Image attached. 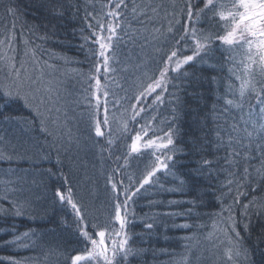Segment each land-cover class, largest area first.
<instances>
[{
    "label": "snow or ice",
    "instance_id": "obj_1",
    "mask_svg": "<svg viewBox=\"0 0 264 264\" xmlns=\"http://www.w3.org/2000/svg\"><path fill=\"white\" fill-rule=\"evenodd\" d=\"M54 4V11L63 7L60 0H54ZM4 10L10 19L4 25V32L0 33L3 36L0 39V49L4 50L0 53V72L4 75V80L0 81V103L6 109L9 103L22 101L25 108L40 117L41 130L53 136L55 142L51 147L56 148V143L62 138L49 131L46 124L51 122L62 131L69 117L64 106L66 103L64 98L59 91L52 88L51 79L45 81L46 75H52L46 73L45 69L54 68V65L49 64L48 60L40 55L38 47L29 48L28 40L23 41L25 45L23 57L28 59L18 58L19 53L14 47L17 41L14 24L16 9L11 4H5ZM79 10L77 7L76 11ZM161 11L165 15L170 14L167 8L155 3H138L137 0H130L129 4L126 0H119L118 3L110 6L107 13L109 17L117 20L115 26L106 27L99 20L96 21L95 28L92 23L88 24V28L93 29L92 43L98 45V48L91 50V55L98 59L94 61L88 73L89 83L87 88L81 91V99L73 101L83 108L77 119L85 124V134L91 137L95 144L100 145L101 155L112 148L115 134L122 142L131 139L132 153L141 154L143 149H150L148 154L153 160L151 166H146L138 176H134L131 174V166L125 167L127 164V154H125V164H118L110 174H105V185L110 194L107 206L101 203L89 207L78 196L74 187L67 183L66 176L49 170L50 176H60V187L54 189L56 202L61 207L66 230L74 237L72 242L81 246L77 254L70 256V264H128L129 257L141 254L143 250L129 242L131 240L129 226L135 223L134 205L140 198L138 194L142 195L141 189L148 190L145 189V185L160 184L157 173L174 175L176 164L173 161L180 151L175 138L178 135L175 121L183 103L180 93L186 91L185 83L195 82L185 81V78L190 69L196 68L205 60L214 59L217 53L223 59L216 63L222 66L228 65L226 75L216 89L220 93L216 96V103L222 105L218 111L226 117V113L238 109L243 122L242 127L238 126L235 120L228 124L226 117L224 128L218 129L216 133V146L225 150V155L222 157L223 164L228 166L232 175L238 174L241 158L245 165H249L252 160L264 165V0H199V3L185 0L184 7L180 9L184 23L181 24V21L176 19L175 13H171L174 23L181 24V27L174 31V23L169 21L166 28L167 35L160 32L157 24H152ZM85 13L86 19L91 16L87 9ZM121 14H131L133 22L145 29L152 24L155 31L151 33V39L149 35L139 31L135 35L128 34L131 39L143 35L141 48L148 43H154V46L159 48L160 45L155 43L159 37H163L165 46H168V41L173 43L168 46V51L159 56L155 71L151 69V64L156 62L155 57H150L148 63L134 65L131 79L126 78L120 85V92L123 94L117 96L113 93L112 99L109 100V90L107 88L101 90L100 68L103 66L105 72L111 71L110 59L113 60L114 65L119 64L114 51V42L119 43L123 40V37L117 34ZM201 21L206 22L207 27ZM156 33H159V37ZM84 39L87 42L89 37ZM9 52L12 54L10 55ZM38 55L40 59H37ZM211 67L215 68V65ZM170 72L178 75H170ZM193 75L195 76V73ZM211 80L215 82L216 77H211ZM236 81L239 83L237 84ZM101 96H103L104 113L102 119L100 118ZM166 104L171 109L170 119L165 120L166 127L160 128L159 131L153 130V135L148 137V132L151 130L150 121H145L143 118L138 120L137 117L147 111L151 120H155L153 113H158ZM109 105H111V116ZM245 106H247L246 112ZM213 111H217L215 106ZM2 114L0 112V115ZM118 120L122 123V127L113 128L112 125ZM129 122H134L131 128ZM241 131L245 134L243 137L239 135ZM144 137L148 139L144 140ZM79 142V137L69 135L67 143L79 144ZM141 142H143L142 147ZM5 144L6 139L0 137V149H3ZM17 147L23 149L25 145L21 141L10 151L0 150V161H12L20 154ZM57 151L59 152L60 148H57ZM109 154L111 155L110 152ZM61 163L57 160V164ZM213 168L220 170L211 160L205 159L197 171L207 173L208 178L211 179ZM255 171L260 175V169ZM240 179L245 182L254 179L248 166L243 167ZM227 183L231 186L234 181L229 178ZM180 184L183 186V181ZM0 186L4 189L0 193V214L16 218H32L34 201L29 196L18 195L23 192V188L15 187L11 180L0 182ZM160 187L163 188V185L160 184ZM228 190L231 192L232 188L229 187ZM241 194L237 190L235 198L237 204ZM3 201L8 202L7 208L4 207ZM242 207L245 217L243 230L248 232L249 205L244 204ZM260 207V205L255 206L257 209ZM254 214L261 213L255 211ZM217 215L223 217L222 222L226 226L220 231L231 245L225 251L227 259L233 264L241 257L247 260L248 249L244 247V237L237 228L240 222L237 221L232 206L223 208ZM69 218L70 225L67 223ZM11 227L14 229L15 225ZM144 227L152 229L154 223L147 222ZM181 227L192 228L193 225L185 223ZM216 227L214 223L213 228ZM3 234L0 232V235ZM11 235L12 239L0 243L5 246L28 248L31 246L29 242L36 236L30 230L22 234L13 231ZM187 239L190 240L191 237ZM3 259L5 258H0ZM7 259L9 264H29V261ZM179 264H190V262L187 258H182Z\"/></svg>",
    "mask_w": 264,
    "mask_h": 264
},
{
    "label": "trees",
    "instance_id": "obj_2",
    "mask_svg": "<svg viewBox=\"0 0 264 264\" xmlns=\"http://www.w3.org/2000/svg\"><path fill=\"white\" fill-rule=\"evenodd\" d=\"M118 2L119 0H60L63 7L54 11V0H0V21H2L0 22V33L4 32V25L10 19L4 10V5L11 4L16 9L14 24L17 36L22 35L24 40H28L30 42L29 48H34L36 40H50L46 42L47 46H53L60 54L65 55L61 61H68V69L77 68L78 73L85 75L88 79V73L92 69L94 61L98 59V57L91 55V50L95 48L92 43L93 39L89 34L93 29H89L88 24L92 23L95 28L96 21L99 20L106 27L108 25L115 26L117 20L109 17L107 13L110 6ZM137 2L162 5L167 8L170 14L174 13L175 9V16L178 19L182 16L179 10L184 7L185 0H137ZM126 3L130 4V0H126ZM194 3H199V0H194ZM200 6L202 7V4ZM77 7L80 9L78 12L76 11ZM85 9L91 13L87 19L85 18ZM170 14L165 15L161 11L156 20L152 22V24H157L160 32L165 35H167L166 28L169 21H173V16ZM201 23H205V27H207L206 22L201 21ZM119 24L117 34L122 36L123 40L119 43L114 42L116 59L124 53H131L132 59L127 61L129 66L125 72L121 70L120 64L114 65L113 60H109L112 70L108 72H111L112 80L115 81L112 84L111 80L107 87L110 91L109 97H112L113 93L123 94L120 92V85L124 83L126 78L131 79L135 58L143 55V63H148L152 56L158 59L159 56L168 51V46L172 43V41H168V46H165L163 37H159V33H156L159 39L155 43L160 45L159 51H154L157 49L154 43H148L144 48H141L143 35L131 39L128 34L135 35L139 31L149 35L151 39V33L155 31L152 24H149L147 29L142 28L133 22L131 14H121ZM181 24L174 23V31L179 30ZM197 26L199 27V25ZM95 30L98 31V29ZM0 36L2 39L3 36ZM85 37H89L87 42H85ZM80 50H84L83 56L79 54ZM41 51L42 49H39V53ZM108 54L111 55V53ZM82 58H85V63L79 64L72 61ZM222 59L223 57L217 53L214 59L205 60L196 68L190 69L185 78V81L192 80L195 82L185 83L186 91L180 93L183 103L178 110V118L175 121V127L178 130V135L175 138L180 151L173 161L176 164L173 170L174 175L157 173L163 188L160 187V184L145 185V189L148 190L141 189L142 195L138 194L140 198L134 205L135 223L129 226L131 234L129 242L143 251L139 256L129 257L128 264H179L182 258H187L190 264H204L207 258L210 259L212 256L207 254L208 236L218 228L222 229L226 226L222 222L223 217L217 214L229 205L232 206V211L237 221L240 222L237 228L241 236L244 237V247L248 249V259L244 260L241 257L235 261V264H264V165L256 160L245 165L241 158L238 174L232 175L228 166L223 164L224 148H218L215 143L216 133L218 129L224 128L226 117L228 124H231L233 120L238 126L242 127L243 124L240 119V110L233 109L226 113V117L218 111L222 105L216 103V96L220 94L216 89L226 75L228 68V65L222 66L216 63ZM211 65H215V68ZM157 66L158 62H153L151 64L152 71H155ZM114 73H116V79L113 77ZM213 76L216 77L215 82L211 80ZM88 83H85L84 86ZM236 83L239 82L236 81ZM75 85L68 86L72 88ZM75 93L78 92H72V94ZM1 104L0 112L3 114L0 115V137L21 132L24 134L23 142H26L28 148L37 151L44 159L52 155L56 157V160L63 159V162L61 164L56 163V165L40 164L38 159L39 165H33L30 161L33 159L31 158L33 154H25V148L20 149L18 147L17 151L20 154L16 156V161H0V182L13 181L15 187L23 188V192L18 193V195L29 196L34 201L32 218H16L0 214V232L4 233L0 235V241L12 239L13 231L22 234L30 230L36 234L33 241L29 242L31 246L28 248L5 246L0 243V258H5L0 260V264H9L7 258L21 262L29 261V264H70V256L77 254V250L81 246L72 242L74 237L66 230L63 222L64 217L61 215V207L56 202L57 198L54 195V189L60 187L57 178L59 175L50 176L49 170L67 176L69 184L79 191L80 198L89 207L101 203L107 206L110 194L105 185V174H110L118 164H125V151L130 150L127 148L128 143H124L126 140L120 142L117 138H113L112 148L102 155L98 144L89 149L79 150L74 143L67 145L66 148L60 147L62 143L60 141L56 143V148H53L51 147L55 142L53 136L48 135L45 131L38 132L41 124L34 115L37 128L33 132L29 130L28 122L31 119L26 118L34 112L27 110L22 104L11 102L4 109L13 113L11 117L4 114L6 111L1 109L5 107H2ZM214 106L217 111H213ZM163 108L167 110L158 112L155 120H151L150 116L143 119L150 121V123L153 121L154 127H166L165 120L170 119L171 109L167 104ZM69 109L76 111L79 115L83 111L82 107L77 109L75 105L70 106ZM244 111H247V106H245ZM103 115L102 107L101 119ZM8 118L12 119L7 125L4 120ZM82 130L85 131V128ZM153 130L159 131V129L151 127L148 137L153 135ZM239 135L243 137L245 134L241 131ZM148 137H144V140H147ZM5 139L6 144L0 150L10 151V145H18V141L10 138ZM57 148H60L59 152ZM62 150L65 151L64 154H62ZM146 152L150 153L148 150ZM146 152H143L142 156L143 159H147L146 166H150L153 158ZM131 155L127 156L126 168L134 164L131 162ZM205 159L211 160L220 169L219 171L215 168L212 169L211 179L208 178L207 173L197 171ZM93 164L97 165L98 173L90 168V165ZM244 166L250 168L251 176L254 178L248 182L240 179V173H242ZM131 168L133 169V167ZM255 169L261 170L260 175H257ZM86 172L89 176H85L84 173ZM11 173L13 174L11 175ZM138 175L139 173H135V176ZM229 178L234 181L231 186L227 183ZM181 181H183V186L180 184ZM229 187L232 188L231 192L228 190ZM168 189L172 190L169 191ZM3 190V187L0 186V193ZM237 190L242 193L238 204L235 202ZM3 204L4 207H8L7 201H3ZM244 204L249 205L248 232L243 230L245 217L242 205ZM256 205L261 207L257 209L255 208ZM255 211H259L261 214H254ZM147 222H153L154 227L152 229L145 228L144 224ZM67 223L71 224L70 218ZM185 223L193 225V227H181ZM214 223L217 225L215 230L213 228ZM12 225H15L14 229L11 227ZM188 237L191 239H187ZM188 245L190 247H186ZM229 263L233 264L232 261Z\"/></svg>",
    "mask_w": 264,
    "mask_h": 264
},
{
    "label": "rangeland",
    "instance_id": "obj_3",
    "mask_svg": "<svg viewBox=\"0 0 264 264\" xmlns=\"http://www.w3.org/2000/svg\"><path fill=\"white\" fill-rule=\"evenodd\" d=\"M179 12H180V10H179ZM174 13H175V9H174ZM178 19L181 21V23L184 22L183 16H181ZM177 25H179V24H177ZM91 32L89 33L90 36H91ZM103 34L104 33H102V35ZM92 39H94V37H92ZM44 41L36 40V43L34 44L35 45L34 47L40 46V48H43V47H45L47 45L46 42H49L50 40L48 41L47 39H44ZM19 46L21 47L22 52L19 54L18 58L28 59V58L23 57V50L25 48V45H24L23 41H21L19 43ZM14 47H16V44L15 43H14ZM40 48H38V49H40ZM94 48L95 49L98 48V45H95L94 44ZM128 49H130V47H128ZM3 51H4L3 49H0V53H2ZM154 51L157 52L159 50L157 48ZM40 53H41L40 55H42L44 57V59L49 60L48 54L46 55L44 51H41ZM9 54L11 55L12 53L9 52ZM130 54L131 53H128V54H125L124 53V55L119 56L117 58L119 60L120 68L124 72L127 70V67L129 66V62H127V61L130 58L132 59V57L130 56ZM40 55L37 56V59H40ZM125 55H126V57H125ZM152 57H155V56H152ZM155 58H156V62H158L159 57H158V59H157V57H155ZM29 63H31V61H29ZM138 63H143V55L142 56L139 55L138 58H135V65L138 64ZM55 67H57V66H54V68H46L45 69V72L47 73L48 71L51 70L54 73L55 70L57 69ZM71 69L73 70V68H71ZM110 73L111 72H105L104 67L101 66V68H100V80H101V90L102 91H103V89H105V88H107L109 86V83L112 80V77H111L112 75ZM169 74L170 75H173L175 73H171L170 72ZM176 75H178V74H176ZM113 77L115 79L117 78L116 73L113 74ZM2 80H4V76L0 75V81H2ZM113 82H115L114 79L112 80V84H114ZM57 83L64 84L63 81H61V82L57 81ZM92 83L94 84V81H92ZM75 84H76L75 82L65 83V86H67V85H75ZM87 85L84 86L83 84H80V85L76 84L74 87H72L70 89H68L66 87L64 91L62 90L63 92H62L61 96L67 100V103H66V106H65L66 109L69 108L70 106L76 105L75 103H73V101L76 100V99H73V97L81 98L80 95L79 96L76 95L77 93L72 94V92L81 93V91L83 89L87 88ZM117 96H119V95H117ZM111 99H112V97H109V100H111ZM101 101H102V106H101V108H102L103 107V96H101ZM80 108L81 107L78 106V109H80ZM109 109H110L109 115L111 116V105H109ZM166 110L167 109L161 108L159 110V112L160 111H166ZM157 114L158 113H156L154 115L156 116ZM31 115L32 116L29 115L28 118H26V119H31L33 117V115H34V117L35 118L37 117L38 121H40V124H41V119H40L39 116H37L35 113L34 114L31 113ZM148 116H149V112L146 111L144 113H141L140 116L137 117V119L140 120L141 118H147ZM34 117L30 120V122H28L29 123L28 127H29V130L31 132L36 131V128H37V126H36L37 123H36V120H35ZM159 120H161V119H159ZM153 123L154 122L151 121V123H150L151 127H153L154 129H160L161 126L159 128L158 127H154V124ZM133 124H134V122H129V127L131 128L133 126ZM46 126H47V128H48L49 131L53 132L55 135H58L59 137L62 138L61 139V142L62 143H61L60 147L66 148L67 145H70L69 143H67V141L69 139V135H71V137H79L80 138L79 144L74 143L76 145V148H78L79 150L89 149L90 147H94L95 146V143H94L93 139L91 137H89L88 135H86L85 132H82L83 131L82 130L83 129V126H82V124L80 122H77V121H74V120L73 121H70L68 119L67 125H66V127L63 128L62 131L60 129H57L56 126L54 124H52L51 122H47ZM112 127L113 128H120V127H122V123L118 120L116 124H113L112 125ZM39 130H38V132H41L42 131L41 130V125L39 127ZM136 130L138 131L139 128L137 127ZM27 135H29V134H27ZM133 135H134V133H133ZM23 136L24 135H6V137H3V138H10L11 140H15V141L21 142L22 139H23ZM113 138H117V136L114 134V137ZM124 143H128L127 144V148L130 149L131 139H127ZM71 144H73V143H71ZM142 144H143V142H141V147H142ZM12 147L13 146L10 145V150H11ZM147 150L149 152L151 151L150 149H143V152H146ZM61 152H62V154L65 153L64 150H62ZM125 152H126L127 156H129L130 154H132L130 158H131V162L134 163V164L131 166V167H133V169L132 168L130 169L131 170V174L134 175V176H135V173H139L140 174V172L145 169L146 162H147V159L146 158L143 159V156H142L143 155V152L141 154L132 153L130 150H127ZM146 153H148V152H146ZM90 166H91L90 168L93 169L95 173L96 172L98 173V169H97V165L96 164H93V165H90ZM12 174L13 173H11V175ZM2 176H7V175H2ZM75 191L78 194V196L80 197L79 191L77 189H75ZM208 237H209V240H208L209 241V244H208V247H207V254L212 255V256L210 257V259L207 258V260L205 261L204 264H230L229 261H228V259H227V257H226V255H225V251H226L227 248L231 247V245L228 244L227 238L225 237L224 233L222 231H220V228H218L217 230H215Z\"/></svg>",
    "mask_w": 264,
    "mask_h": 264
},
{
    "label": "bare ground",
    "instance_id": "obj_4",
    "mask_svg": "<svg viewBox=\"0 0 264 264\" xmlns=\"http://www.w3.org/2000/svg\"><path fill=\"white\" fill-rule=\"evenodd\" d=\"M0 38H1V36H0ZM24 40V38H23V36L22 35H19V37L17 36V41L15 42V44H16V49H17V52L20 54L21 52H22V49H21V47L19 46V43L21 42V41H23ZM38 48H40V46H38ZM40 49H42V51H44L46 54H48L51 58H49V60H48V62H49V64H51V65H54V66H57V67H55V68H57L56 70H55V72L53 73L51 70L50 71H48L47 73H51L52 75H50V76H48V75H46L45 76V81H47V80H49V79H51L52 80V88L54 89V90H56V91H59V93H60V95L62 94V92L65 90V88L67 87L68 89H70L69 87L70 86H65V83H72V82H76V83H78L79 85L80 84H85V83H88V79H87V77L85 76V75H83V74H81V73H78L77 71H78V69L77 68H74L73 70H69L68 69V61H61L62 60V58L63 57H65V55H63V54H60V52H58L56 49H55V47H53V46H45V47H43V48H40ZM78 49V48H77ZM59 54H58V53ZM84 50H80V52H79V54L80 55H84ZM72 61H74L75 63H85L86 62V60H85V58H82V59H79V60H72ZM0 75H2V76H4L3 75V73L2 72H0ZM126 75H128L127 73H126ZM57 81H59V82H61V81H63L64 82V84H61V83H57ZM63 90V91H62ZM76 95H79V93H77ZM66 97V96H65ZM73 99H81V98H76V97H73ZM64 101H66V103H67V100L64 98ZM15 103H17V104H22V106H23V102L22 101H15ZM66 103H65V105L64 106H66ZM1 104V103H0ZM10 104V103H9ZM8 104V105H9ZM1 106L2 107H4L2 104H1ZM76 106V108L78 109V106L77 105H75ZM66 108V107H65ZM5 108H3V109H1L2 111L4 110ZM28 109V108H27ZM71 109H69V108H67V111H68V119L70 120V121H77V122H80L81 124H82V126H83V128H85V124L83 123V121H81V120H79V119H77V117H78V113H76V111H74V110H71ZM4 111H6V110H4ZM4 114H6V115H8V116H11L12 117V112H10V111H6V113H4ZM31 114V113H30ZM78 114V115H77ZM8 116H5L6 118L8 117ZM30 116H32V115H30ZM33 118V117H32ZM31 118V119H32ZM12 119V118H11ZM10 118H8V119H5L4 120V123L5 124H9V122H10V120H11ZM82 132H85V131H82ZM15 135H24L23 133H21V132H17ZM29 135H32V134H29ZM56 136H58V135H56ZM23 138H24V136H23ZM36 138H37V136H36ZM117 140H119L120 142H122L120 139H117ZM24 140L22 139V142H23ZM24 143V145H25V154H33L32 156L33 157H31V158H33V159H30V161L32 162V164L33 165H39L38 164V161L40 162V164H45V163H47V164H51V165H56V163H57V160H56V157H54V156H49V158H47V159H44L37 151H33L32 149H30V148H28V145L26 144V142H23ZM4 151H8V150H4ZM37 155V156H36ZM39 159V160H38ZM38 160V161H37ZM13 161H16V156L13 158ZM60 161L61 162H63V159H60ZM97 171V170H96ZM1 172V171H0ZM85 174V176H89L88 174H87V172L86 173H84ZM67 177V176H66ZM57 178L59 179L58 181L61 183V179H60V176H57ZM67 180H68V178H67ZM67 183H69L68 181H67Z\"/></svg>",
    "mask_w": 264,
    "mask_h": 264
}]
</instances>
